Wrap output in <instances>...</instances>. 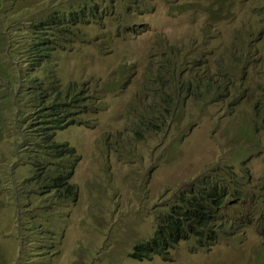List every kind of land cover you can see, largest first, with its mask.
Masks as SVG:
<instances>
[{
    "label": "rangeland",
    "instance_id": "obj_1",
    "mask_svg": "<svg viewBox=\"0 0 264 264\" xmlns=\"http://www.w3.org/2000/svg\"><path fill=\"white\" fill-rule=\"evenodd\" d=\"M206 3L0 0V45L14 46L15 65L22 66L34 37L47 33L40 25L48 7L83 4L90 18L77 26L78 38L59 40L48 62L66 92L78 86L90 99L84 117L91 126L72 124L53 136L80 156L71 178L79 197L56 205L54 212H70L60 226L66 230L63 243L42 257L26 256V264H264V66L243 78L240 64L235 68L225 61L233 55L224 49L212 53L202 45V30L215 23L204 11ZM259 22L253 15L250 23ZM259 57L257 64H264V48ZM10 63L0 52L2 83L8 82L2 73ZM195 74L229 95L220 92L223 99L215 103L217 96L207 94ZM181 82L188 92L178 94ZM19 87L14 83L10 90ZM194 89L197 94L203 90L202 95L189 93ZM35 119L33 100H20L18 108L9 110L4 101L0 106V186L5 188L0 194V264H16L19 249L10 239L15 211L5 200L10 197L15 208L32 197L28 208L37 213L47 197L26 183L31 172L25 165L40 160L32 154L39 138ZM210 180L258 196L218 211L217 219L229 231L241 222L246 229L242 237L199 244L188 231L187 239L169 248L168 260L153 252L134 253L151 242L161 216L189 195L191 185L203 190Z\"/></svg>",
    "mask_w": 264,
    "mask_h": 264
},
{
    "label": "trees",
    "instance_id": "obj_2",
    "mask_svg": "<svg viewBox=\"0 0 264 264\" xmlns=\"http://www.w3.org/2000/svg\"><path fill=\"white\" fill-rule=\"evenodd\" d=\"M258 11L263 17L264 4L258 7ZM88 13V7L83 4L78 9L70 7L64 12L54 11L48 7L47 33L34 37L33 42L27 47L29 55L26 56L22 66L20 63L16 65L13 63L16 58L13 56L14 46L0 45V52L12 62L4 68L2 73L3 79L8 78V82H0L2 97L0 106L4 101L9 110L11 107L18 108L20 100L29 99L35 102L36 119L32 122L39 138L33 147L32 154L40 156V160L31 159L25 165V168L31 172V179L26 183L36 186L39 191L47 195L36 209L37 213L28 208V201L32 197L16 203L15 208L10 197L5 200V206H11L15 211L14 239L17 240L19 247L16 253L17 264H22L21 259L33 253L41 254L42 257L49 252L50 247L63 243L66 230L60 229V226L64 219L69 218L70 212H54L56 205L61 201L76 202L79 197L78 188L71 183V178L80 156L76 154L74 146L68 143H56L53 136L57 130L72 124L91 126L90 121L84 117L91 110L90 99L78 86L66 92L65 86H60L62 82L56 73L49 70L48 62L51 61V56L56 51L60 39L71 40L80 36L77 24L85 23ZM43 26L44 21L41 24V27ZM247 27L249 34L259 32L263 27L261 18L259 23H249ZM239 51L242 53L245 48L241 47ZM195 76L198 77L197 74ZM195 82H198L201 88L207 85L208 91H217L218 101L223 99L219 96L220 92L229 95L228 91L225 89L223 91L222 88L215 86L211 81L203 80L202 77ZM14 83L15 86L20 85V87L10 90ZM177 86L178 94L187 91L189 87L182 82ZM7 90L8 94L5 95ZM198 91L194 89L189 93L197 97L200 94V92L197 94ZM237 95L240 97L242 91H239ZM230 110L231 106L225 108L226 113ZM169 115L173 116L172 113ZM17 153L18 151L14 153L15 157ZM4 189V186H0V194ZM190 189L189 195L183 196V201H180L178 206L172 207L161 216L158 221L160 228L156 230L151 242L138 246L134 253L147 256L153 252L164 260H168L169 248L180 240L187 239L188 231H193L199 244H204V241L213 244L220 237L230 239L228 225L217 219L218 211L223 210L227 204L234 208L253 197H258L254 191L244 192L233 188L230 190L220 182L216 183V180H210L206 189L201 190L194 185H191ZM261 204L264 205V200ZM134 257L137 256L134 254ZM52 260H55V257Z\"/></svg>",
    "mask_w": 264,
    "mask_h": 264
},
{
    "label": "clouds",
    "instance_id": "obj_3",
    "mask_svg": "<svg viewBox=\"0 0 264 264\" xmlns=\"http://www.w3.org/2000/svg\"><path fill=\"white\" fill-rule=\"evenodd\" d=\"M207 3L204 6V11L208 18L215 22L213 24L207 25L202 30L201 42L204 47L210 50L212 53H216L220 50H225L229 54L233 55V58L226 59V63L234 66L236 68L237 64L241 65V70L243 73L241 77L250 76L253 72H256L259 68L263 67L264 64H257L262 61L259 57V51L264 48V16L260 15L258 7L264 4V0H205ZM231 9L228 11V8ZM54 11L64 12L70 8H61L58 6H51ZM79 8V7H78ZM76 8V9H78ZM253 15L258 16L259 20L261 18V23L263 24L262 29L255 33L249 34L247 24L252 20ZM44 26L40 27L46 30V18L43 20ZM42 21V22H43ZM90 21L89 13L87 14V24ZM41 22V24H42ZM79 24H77L78 26ZM229 28V33L226 36V30ZM130 30H134V26L128 27ZM47 32V30H46ZM241 47L245 48L244 52H240ZM248 48H252L247 52ZM170 64H175V61L170 57ZM196 75V74H195ZM194 75V76H195ZM194 77V81H198L203 77V75H197ZM206 87V93L211 96H217V91H208V86ZM264 95V89L260 90ZM203 90L197 96L202 95ZM215 103H219L218 97H215ZM229 115V113H228ZM259 116V115H258ZM248 212L244 213V222L247 221ZM240 228H243L240 230ZM246 230L245 227H241V222L233 223L232 228L229 231L230 239L236 237H242L243 231ZM13 240L14 235L11 236ZM10 238V239H11ZM17 241V240H16ZM25 258L21 259L22 264L25 263ZM16 257V264H17Z\"/></svg>",
    "mask_w": 264,
    "mask_h": 264
}]
</instances>
